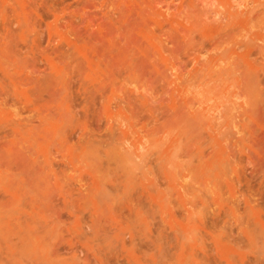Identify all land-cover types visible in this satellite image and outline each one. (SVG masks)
Instances as JSON below:
<instances>
[{"label":"rangeland","instance_id":"obj_1","mask_svg":"<svg viewBox=\"0 0 264 264\" xmlns=\"http://www.w3.org/2000/svg\"><path fill=\"white\" fill-rule=\"evenodd\" d=\"M0 264H264V0H0Z\"/></svg>","mask_w":264,"mask_h":264}]
</instances>
